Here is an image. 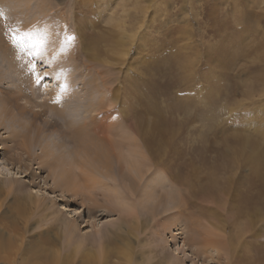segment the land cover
I'll return each mask as SVG.
<instances>
[{"label":"rangeland","instance_id":"374dc122","mask_svg":"<svg viewBox=\"0 0 264 264\" xmlns=\"http://www.w3.org/2000/svg\"><path fill=\"white\" fill-rule=\"evenodd\" d=\"M37 2L10 6V15L6 19L0 16V43L4 45L13 48L8 30L16 27L44 33L51 39L41 55H29L27 63L31 67L35 61L43 71H51L44 84L53 87L51 96L40 90L31 96L30 74L12 72L8 75L14 78L13 83L0 81L6 115L15 114L16 118L15 127L0 126V238H11L10 252L15 251L1 258L0 264H80L90 257L88 252L97 242H105L101 236L109 234L108 229L116 228L119 222L117 215L103 208L90 214L81 197L92 189L83 184L82 191L77 192L55 185V162L40 165L35 154L32 157L20 147L25 135L62 138L66 123L59 120L53 126L57 117L47 107L54 102L59 108L52 95L59 93V84L65 82L71 84L79 99L104 96L110 102L109 108L105 104L96 110L102 120L94 126L95 135L117 138L118 128H113L110 136L103 132L109 122L120 121L125 133H129L133 118L142 121L143 130L149 122L151 130L170 134L166 154H154L153 159L160 163L167 160L170 175L160 163L153 168L165 170L168 178L189 177L182 184L170 179L173 189L183 196L181 206L162 213L164 205L176 204V199L164 201L153 219L145 214L137 222L125 224L130 236L126 255L109 253L103 264H151L157 259H170L174 251L182 259L178 264H221L215 248L208 250L212 256L196 254L206 231L213 233L215 240L221 234L236 246L234 255L252 252L264 259V215L260 220L257 216L249 218L251 230L241 227L248 218H234L233 206L244 204V198L249 200V210L259 203L264 214V199L254 194L260 185L254 166L241 161L232 170L226 163V151L243 137L255 140L264 152V136L258 135L264 133V61L257 58L264 50V0ZM68 36L75 39L66 41ZM4 45L0 44L3 51ZM11 85L17 86L11 88L13 93L6 90ZM83 110L76 120L88 115ZM70 135L64 138L70 141L68 148L74 146V136ZM32 144L38 153L37 143ZM229 175L234 182L232 191L226 203L217 206V187L210 193L207 182L212 179L217 186L218 177L221 182ZM79 180V184L84 183ZM106 183L116 186V190L108 186L110 193L122 189L118 177ZM39 196L45 200L38 201ZM148 217L149 222L144 220ZM68 218L76 226L70 243L63 236L64 220ZM77 240L83 241L79 249L75 248Z\"/></svg>","mask_w":264,"mask_h":264},{"label":"bare ground","instance_id":"6f19581e","mask_svg":"<svg viewBox=\"0 0 264 264\" xmlns=\"http://www.w3.org/2000/svg\"><path fill=\"white\" fill-rule=\"evenodd\" d=\"M33 1L34 0H0V6H1L0 12H3V15H4L1 17L5 18L6 16L10 15V12H9L10 6H19L23 3H31ZM35 1L43 3L46 0H35ZM76 1L86 2L87 0H73V2H76ZM89 1L91 2L93 0H89ZM91 3H94V2H91ZM79 23L77 21L76 24H79ZM47 38L48 39H47L46 45H48L49 41H51L49 37ZM1 42H4V40ZM0 44L4 45L5 43H0ZM93 44L95 45V43ZM4 46L5 47L3 48H6L5 51H3L2 48H0V50H2L0 51V81L6 80L7 83L9 82V84L13 83L14 78L8 75L12 72L13 73L17 72L18 74L21 73L22 75L30 74L31 78L30 80L28 78V81H29L28 87L33 93V95L31 96H34V95L36 96V93H38L39 90L46 91V94H50L51 96V90L53 87L49 88L48 86H52V85L48 83H46L48 84L46 85L44 84V82H42V84L40 85H37L35 83V77L34 75H32V72L30 71V67L28 66V63H27V58L29 55L24 52H20L19 49L13 44H12L13 48L11 47V45H4ZM257 58L258 60L264 61V50L259 52V54L257 55ZM241 69H243V67ZM44 72L50 74L51 71L44 70ZM21 79L22 78L20 75L18 80L20 81ZM64 84L67 85V88L65 91L61 92L60 88H58L59 93L52 95L53 97H55L56 103L57 104L60 103L59 108L57 107V105H55L54 102H53V105H49L47 107L53 113H55L56 114L55 116L57 117L53 119L54 120L52 123L53 126H56L61 121L66 123L67 128H66V131L62 130V133H63L62 138L56 139L52 137V134L51 136L49 135L42 136L41 134L36 133L34 137L32 136L29 137L28 135H25L23 137L24 138L23 142L20 144V147L23 150H26L27 153H29L30 155L35 154L36 155L35 158L39 160L40 165H44V163L53 164V162H55V164L53 165L54 170H53V175H52V179L55 185L59 187L62 186L63 189H68V188L73 189L74 188L77 192L82 191L81 189H82L83 184H84L83 186L86 189H92L90 191V194L83 195V197H81L82 205H86L85 207L90 214L103 208L106 211V213L117 215L118 217L117 219L119 220V222L116 225V228L108 229L109 234H106L105 236H101V237H104L105 242L103 241L104 242L103 244L97 242L95 244L96 246L92 247L91 250L88 252L90 257L80 262V264H103V262L107 259L109 253L111 256L112 255L118 256L119 254H122L123 256L126 255V248L129 246V240H127V237H130V236H129V232L125 224L128 225V224H132L133 222H137V220L140 219V216L142 217L145 214H148L153 219L157 214L160 213L158 212V206L161 202L164 203V201L169 202V200L176 199V204L170 207L164 205L163 207L165 208L161 210L162 213H165L167 211H169L168 213H171L173 212L172 211L173 209H175L176 207L179 208L181 206L184 200L182 199L183 196L181 197L179 194H177L176 190L173 189V186L170 185L171 184L170 179L175 178L176 182L182 184V183H187L188 182L187 179L189 177L185 175L184 176H181V175L172 176L171 175L170 176L171 178H168L167 177L168 175L165 172V170L167 171V173L170 172L167 160L166 162L162 161L161 163L153 161V159L155 158L154 154L156 156H161L160 154H162V151L165 152L166 154V151L169 147L168 138L170 134L168 132H159V131L151 130V128L149 127L152 124H150L149 122L146 124V126H149V127H146L143 130L142 129L143 127L141 124L142 121L138 122L135 118H133L131 128H128L129 133H125V129H123L124 125H122L120 121L115 122V124L109 122L108 123L109 126L105 124L106 126L104 127L105 130H103V132L104 131L107 132L105 134L110 136V135H113L112 133L113 128H118V133L114 131L115 136H117V138H112V137L110 138L108 136L98 137L97 135H95L96 133H94L95 131L93 130L95 128L94 126H96V124H99L100 119H101V117L98 118V115H97L98 112H96V110L98 108L103 107V105L105 104H106L105 106L109 108L111 105L110 102H108L106 97L104 96L98 97L97 99H94L91 97L90 98L86 97L85 99H79V96H77L71 84L69 82H65ZM16 85H14V87ZM21 86L23 88L26 87L24 85H21ZM14 87H12L11 85V87L6 88L7 92L13 93L14 90H12L11 88H14ZM19 90L20 88L17 90V92L20 93ZM103 94L104 93H102L101 95ZM58 95L61 97L59 101H57L56 99ZM13 96H17V94ZM8 98H10V96ZM44 104L45 102L43 101L42 105L44 106ZM82 108H84L83 111L85 113L87 112L88 115L83 116L82 119L83 118L84 119L82 121H78V119L76 120V116L77 114L78 115L81 114L80 110ZM104 110H109V109H104ZM6 113L7 112L5 110V107L1 103V99H0V126L5 127L11 124L10 125L11 128L15 127L16 126V124L14 123L16 119L14 117L15 114L7 116ZM18 115H21V113ZM69 118H71V121ZM135 120L137 121L136 123L134 122ZM62 124H60L59 126H61ZM91 130L93 131L91 132ZM70 134H72V138L74 136V139L72 140V142L75 147L72 146V148H68L67 146V144L70 141L67 142V140L64 139L65 137H68V136L70 137L71 136ZM258 135L264 136V133L258 134ZM137 136H141V140ZM97 137H98V140L96 139ZM32 141L33 142L35 141L37 143L35 145H37L38 149H40L38 153H36V150H35L36 146H33ZM236 145L237 146L236 147L233 146V148L230 149V151L229 149L226 151V155L228 156V161L226 162L227 165H229V168L232 169L234 165L238 164L241 161L243 163L245 161V162H249L250 164H253L254 170L256 172L257 180L260 182V185H257L258 188L256 191H254V194L257 197L264 199V152L262 151L261 147L258 145V143L255 140L254 141L252 139L249 140L247 137H243V141L240 143H236ZM73 149H75V151H73ZM157 163H160L161 166L162 165L165 166L166 167V168L164 167L165 170L164 171H162L163 169L159 170L160 168L154 169L153 164L156 165ZM224 169L225 167L223 168V170ZM76 170H78V172ZM116 177L120 179L122 189L119 188L118 193L116 192L110 193V191H108L109 187L112 188L111 190H116L115 189L116 186H109L106 183V181L111 180V179L116 180ZM218 178H217V186H214L215 185V183H213L214 180L209 179V181L207 182L206 190L209 191L210 193H213L215 192L214 188L217 187L216 189L217 190V206H221L223 202L226 203V196H228V194L230 193V190L232 189L234 182L232 180L233 178L230 175L228 178L227 177L226 179L224 178V180L221 182H219ZM79 179H82L84 183L79 184L78 183ZM106 186L107 187L109 186V187L106 189L105 188ZM157 187H159L158 189H163L162 190L163 192L157 191ZM201 190L202 188H200V191ZM157 197H160L161 199H157ZM210 198H216V196H210ZM40 199L45 200V197L39 196L38 201ZM244 199H245L243 201L244 204L240 203L238 206L236 205L235 207L233 206L234 209L236 208V215H237L236 217L234 216V218L235 219L240 218L241 216L246 217V219L248 218L245 221V224H242L241 227L245 230L246 229L251 230L253 227L250 224L251 220L249 218H252V216H255V217L257 216V220L258 219L260 220L262 219L264 214L261 208L258 206L259 203L258 204L254 203V205L251 207L252 210H249L250 205L246 206L249 200L248 198H244ZM229 200H230V197H229ZM38 204H36L37 207H38ZM143 208H146L145 209L146 212L144 211ZM149 219H150L149 217L144 218V220L147 222L150 221ZM64 222H65L63 225L64 226L63 236L65 238L64 240L65 241L69 240L67 242L70 243L72 237L74 236L75 230H76L75 228L76 226L74 223L75 221L69 219V220H64ZM217 228H221V227L217 225ZM255 233H258V232H255ZM212 235L213 233L206 231V234H204V237H202L201 240H199L200 249L196 250V254L200 255L204 253L206 255L210 248H215V251L217 252V260L221 264L222 263L223 264H264V259L262 258L261 254L254 255L250 251L251 253L247 254L246 256L245 255L244 256L234 255L236 246L230 245L231 242L230 241L228 242L227 239H224L222 236H220L221 234L220 235L217 234L216 240L213 238ZM74 243H75V248L77 249L83 246V241L81 240H77ZM12 247L13 246H12L11 238L4 239L1 237L0 238V259L7 258L10 254H13L15 251L10 252V248ZM108 248H110L111 251H109ZM77 249L76 251H78ZM207 255H210V254H207ZM210 256H212V254ZM90 258L93 262L89 263ZM181 260L182 259L179 257L178 252L174 251L170 259H163V260L157 259L151 264H178V262H180Z\"/></svg>","mask_w":264,"mask_h":264},{"label":"snow or ice","instance_id":"6c2138e0","mask_svg":"<svg viewBox=\"0 0 264 264\" xmlns=\"http://www.w3.org/2000/svg\"><path fill=\"white\" fill-rule=\"evenodd\" d=\"M0 16H3V12H0ZM9 37L11 43L16 46L20 52H24L30 56H39L44 51L47 44V35L44 33H39L31 30H22L18 27L10 28L8 30ZM74 36H68L66 41L74 40ZM30 71L33 73L35 77V83L37 85L42 84L46 77L50 74L43 71V66L38 67L35 61L32 62ZM57 81H59V75L55 77ZM60 91L63 92L66 90V84H59ZM57 101L61 99V97L57 96Z\"/></svg>","mask_w":264,"mask_h":264}]
</instances>
